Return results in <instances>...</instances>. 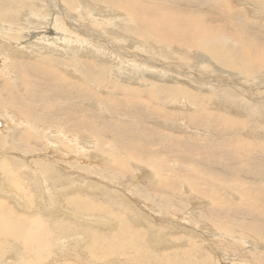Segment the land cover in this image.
I'll use <instances>...</instances> for the list:
<instances>
[{
	"label": "rangeland",
	"instance_id": "1",
	"mask_svg": "<svg viewBox=\"0 0 264 264\" xmlns=\"http://www.w3.org/2000/svg\"><path fill=\"white\" fill-rule=\"evenodd\" d=\"M34 1L32 0L29 3H22L21 0H0V19L1 17L4 19V21L0 20L1 23L5 22L7 24L18 25L20 26L16 27L18 32L20 29L21 31H26L25 33L28 35L31 32L37 31L38 33H41V31H44V28L48 26L45 24H49V29L54 28L53 30H60L59 28L61 27H59V25L61 24H56V20L58 19L57 21L63 23L62 17L59 14H57L58 16L55 15V17L50 15L52 9L51 6L45 2L46 0ZM236 1H75L77 4V10L74 16H77L80 20V15L81 19L83 18V22H85L84 25L91 26L96 29L103 28L102 25L104 22H100V24L94 25L95 18L93 17V15H91L92 12L89 8L92 7L95 10L100 9V11H106V13L110 16H115V18H113L114 20H112V18L110 19L112 27L109 30L111 34L118 36L121 39L120 43H118L120 47L123 48L125 46H128L132 39L142 45H150L152 44V42L158 44L159 42L164 45L160 49L159 55H145L149 56L150 58H159L165 60L164 56H162L161 54H169L174 59L173 63H175L177 66H180L183 73L186 72L183 67L185 68L187 64L190 65L194 63V59L197 56L195 52L200 50L199 46H202L203 42L205 41L204 38L206 34L216 33V35H222L227 39H229L230 37V44L228 43V45L225 47L228 51L224 49L227 53L229 52L230 59L232 56L236 57V54L238 53H244V51L246 52L248 57L246 58V62H244L243 60L237 61L235 57L232 58V69L228 66V64L225 65L223 64V62L220 63L222 64L219 68L220 72L228 71L237 73L239 76L231 77L230 75H227L225 73H222V75L212 73V75L209 74L208 76H206L218 78L221 77V79L227 80L228 84L224 85L226 88L223 87V85L214 87V89L210 91L211 93H209L211 94L210 101H208V99H204L203 103L200 102L195 105L194 109L192 108L190 114L191 119L189 118L191 124L188 123L191 126L190 128L181 127L179 125L181 123L180 119L184 118L182 115H180V113L178 114L177 111L179 110L175 106H173L172 101L170 100L171 98L167 97L168 94H166L165 97L158 94L159 98H154V96L150 95L148 91L149 85L145 83H142L143 85L136 83L135 95L137 96L136 91L142 93V97L140 98L141 103H137L134 106L135 109H133L131 112H127L125 104L126 101L124 100L132 96L134 97V90L132 89L130 91H126L125 79H123L122 77V80L124 82L121 80H117V78L112 73V68H108V64L96 60L98 62L94 63L97 65V68L94 69V71L89 70L88 73V71H86L84 67L82 69H79L80 71L82 70L81 75L83 77L80 76L77 71L74 72V74H78V77L73 76L72 73H68L71 70L68 69L67 71L66 67L69 64L73 65L74 63L69 62L68 58L60 57L57 50H50L48 52H45L39 46L37 48L33 46L34 50H32L30 53L28 52L27 54H15L13 52H10L8 46L9 40L7 41L5 39L9 35L8 31L5 28H1L0 26V40L2 39L0 41V108L3 112L2 116L0 115V123L8 122L12 129V131L8 133V136L5 139V135H3L2 133L0 134L1 160H8L12 168L15 170L16 178L19 181H22L24 183L26 182V189H29L30 193L35 195V198L37 199L36 210L38 211L36 213H38L37 215L42 216L44 218V221L46 220V226H48L49 228L47 229L52 234L54 233L55 224L61 220L68 223L70 230L72 229L70 233L65 235V244L62 241L60 242L59 236H56L57 238H54L52 242H47L46 236H48V234L46 235L45 233L48 230L44 229V231L41 232V234L43 233L41 236L45 238V240H43L44 244H48L47 246L50 247V254H48L47 252L38 253L36 252L35 248L40 246L39 244L36 247L34 244L20 243L17 238H14V240H12L14 244L9 240V243L7 242L8 244L0 243V254L4 256L3 260L11 258L14 262L12 261L10 262V264H19L21 261H18V259H21L20 256H22L28 258L29 264H32L31 262H34L35 264H47L48 260L51 261L48 262V264H86V261L87 264H137L139 256L141 264H143L142 261H144L146 264H194L196 262L198 264H208L210 259L212 261H210L209 264H264V146H262L264 145V103H262V101H258V97L264 95L257 94L259 96H255L256 91L252 87L251 82V86L249 88L250 90L246 92L247 98L243 99L235 94L234 88L237 87L233 85L235 84V81H232L231 79L233 78V80L235 79L236 81L241 80V82L238 83L246 85L244 83L246 73L243 71L247 70L244 66V64H246L247 62L249 63V65L252 64V68L254 67L256 71H260L257 75V81L262 77V79H264V66H262V63H264V61L262 60L264 58V10H260V12L257 9L264 5V0ZM185 2L187 3V5ZM230 2L232 3L231 9L228 8L227 5ZM67 3L70 4V2ZM91 3H94V5ZM106 5L108 8H106ZM109 6L112 8H110ZM224 6H226L227 8H224ZM233 6H235L236 8ZM149 7H156L157 9L151 11L150 14H148L146 10ZM161 7H164L165 15H162V12L157 11L158 8L161 9ZM36 8L38 10H36ZM204 9L206 10V12H204ZM253 9H257V11L255 12L253 11ZM248 10L251 11L249 12ZM142 11L147 13V15L144 16H148L151 21L156 24L153 25L152 23V26L161 28V33H159L162 34L163 41L155 40V34L152 31L148 33L146 32V30H143L144 28H142V25H140L138 23V20L135 19L138 18ZM84 12L86 13V16ZM46 15L51 19V22L44 24L42 21V17ZM217 17L219 18L218 20ZM53 18H55L56 20ZM87 18L89 21H87ZM27 20H29L30 22L28 23V26L22 27L21 25L24 24L23 22ZM54 24L56 25V29ZM195 24L198 26H196ZM216 24L219 25H217V28ZM222 24L223 27L220 26ZM226 24H228L229 26ZM210 26L213 28H211ZM222 28L223 30L219 31ZM209 30L212 32H210ZM15 35L20 36L19 34ZM166 42L167 44H165ZM232 43L233 45H231ZM180 45L182 46V48H180ZM235 45H237L240 49L235 48ZM77 55L81 56L80 54H76V56ZM84 57L86 58L87 56L84 55ZM48 60H50L51 62ZM86 63L88 64L87 61ZM20 64H22L24 67ZM56 65H58L59 67ZM37 67L39 69L44 68V70H39ZM104 71L108 72L104 73ZM22 72L25 73L23 74ZM57 73H59V75L62 77V82H58V80L56 79ZM107 73H111L109 74L110 76H108ZM112 76H114L115 78ZM80 78H84V80H81ZM96 79L99 81H96ZM66 80H70V82H67ZM93 80L96 81L97 84L99 82L98 86H96L95 83H91L93 82ZM147 80L150 81V79ZM42 81H44L45 83ZM113 81L117 85L116 90H110V93H108V91H106V93L101 90L102 87L106 86L105 84L107 82L108 85H112L111 82ZM120 82L123 84H121ZM150 82L158 83V86L161 87L159 91L167 87V85H162L161 81H152L151 79ZM201 82L206 81L201 80ZM129 83L131 82L129 81ZM194 85L198 84H193L192 86V91L194 92L193 95H201L199 92H197L200 88L195 87ZM145 86H148V88ZM221 89H226V94L233 97L234 99H236V101L239 102V104H236L238 115H233L228 112V107L223 106L225 109L224 110L218 107V104H216L217 97H220L223 93ZM218 90L220 93L218 92ZM251 90L254 93L250 92ZM72 91L75 94H72ZM143 91H145V93ZM35 92L37 93V95L35 94ZM76 95L79 96L77 97ZM29 96L32 98H30ZM74 96L76 97L74 98ZM49 100L52 101L50 102ZM241 100H244L246 102V106H243L244 103H242ZM127 104L129 106H132L135 104V102L129 100L127 101ZM99 105H105L104 107L106 111L102 110ZM170 105L172 106L170 107ZM212 109L215 111H213ZM256 109L262 111L263 114L260 115L257 112L255 117H251V112H249L247 117L243 116L245 115V113H247V110ZM142 111L144 114L142 113ZM239 111H242L241 114H239ZM7 114H9L10 116L7 117ZM28 115L30 116V118H27ZM12 116H17V118L20 119L21 122H14L13 119H11ZM230 116L232 117L230 118ZM239 116L241 119H244L243 121H247H245L246 123H243L241 126H235V124L233 123L234 121H231V119L233 120V118H239ZM67 117L69 119H67ZM5 119L7 121H5ZM155 120H158L159 122H155ZM75 121L78 122L76 123ZM164 121L167 123H170L172 121L174 123V126H170L169 124L167 125L166 123H163ZM82 122L84 123L82 125L83 129L77 130L76 125ZM175 123H177L178 125L176 126ZM247 124L249 126H247ZM234 127H236V129H234ZM136 128H138L137 131ZM173 128L177 131L173 130ZM192 129H194L195 132ZM75 130L77 131V133ZM62 132L66 135H64L65 138ZM125 132H128V134ZM129 132L131 137L129 136ZM134 132H139L138 134L140 135L137 134V136L133 138L132 135L134 134ZM201 132L204 134H201ZM32 135H35L36 137H31ZM81 135L82 138L85 139L84 141L87 145V147L85 148L80 145L81 142H79L78 140L74 141L76 140L75 138L80 137ZM257 137L260 138L258 139ZM71 139L73 141H71ZM258 144L261 145V147ZM41 145L43 148L41 147ZM53 150L55 152H58L60 157H63L61 159L56 158V154H52ZM257 151L263 153H260L259 155ZM123 152H130L131 161H128L126 159V156L128 155H125ZM32 154L35 155L32 156ZM131 155H135L136 157L132 158ZM43 156H47L52 159L53 157H55L59 165L52 167L54 169L52 172V176H55V181L52 176H49L52 177V179H50L49 177H46V179L42 178V174L44 173L42 169ZM213 157H215L216 159ZM89 158H92V162L94 161L93 163H96L94 165L95 169L93 168V166H91L92 162L89 161ZM81 159L84 161H82ZM121 159L125 160L122 162H126L125 164L127 165V167L126 170L124 168V170L118 169L119 171H117V161H120ZM20 162L22 165H24V167H22ZM64 163L66 165H64ZM1 164L2 161H0V165ZM61 164H63L64 166H62ZM1 167L2 166H0V171ZM24 168L26 170H24ZM144 169L147 172H145V174L144 172H142L144 171ZM186 171H188V173ZM38 172L43 173H41L40 175ZM0 174V183H4L2 179L4 178L2 176L3 174L1 172ZM141 175L144 178H140L141 182L138 185H135L134 183L136 182L137 176L140 177ZM74 176H76L77 178ZM84 176H87L90 179L88 178V180H86ZM70 179H73L70 182H76L75 184L78 185L79 183V185L74 189L71 185L67 190L64 185L65 182ZM42 180L47 181L43 182ZM84 180H86L87 184H83V182H85ZM229 183L230 185H228ZM231 183H235L236 186L235 184L233 185ZM105 184H108L111 188L113 187V189H108ZM240 188L241 190H239V193L238 189ZM109 190L115 191V197H113L112 195L108 196ZM235 191H237V194ZM74 195L76 198L79 197V204L83 202V204H80V207L82 206L81 209L83 210L84 208V211H82L81 214H84L86 218L88 215L108 218L112 220L110 223L111 227H102L99 225H95L94 227V223L96 221H90V216L87 218L88 220L83 218L84 220L81 221L79 219H74L71 215H68L67 213L74 214L73 211H75L76 214L78 212L76 211L78 207L68 204L70 203V197L73 198ZM109 197H111V199ZM1 198L2 195H0V199ZM43 198L47 199L46 201L49 202L50 206L53 202L50 199H55L56 202H58L57 205H59L62 210L60 208H57L56 210H54V213L52 212L53 209L45 208ZM84 200H87L88 203H85ZM8 203L9 206L14 207L16 211L15 217L18 216L19 218L24 220L22 216L23 214L30 216L36 214L35 212L32 213L27 210L26 206L23 203H20L22 207L21 205H18V207H16L15 204L12 205L11 202ZM101 204L104 205V208ZM87 205H89L88 209L86 207ZM139 208H143V210L145 209L146 211H149L152 217L154 216L155 218H152L146 212H143V210H139ZM98 211L102 214H97ZM120 211H126L127 214L125 215L121 213V217H117L114 215L120 213ZM129 211L131 212L129 213ZM105 213H110V215H105ZM0 214L6 216L5 213L3 214V210H0ZM183 219L186 222H182ZM77 221L79 223H76ZM118 227L121 228V230L124 232H122L121 235H118L119 237H112V233L114 231L119 232ZM87 228L90 230H87ZM91 229L94 231L97 230V236L96 234L91 236V233L94 232ZM130 229L134 232H132ZM36 230L40 231L39 228L34 227V231ZM136 231H139V233L141 234H136ZM106 236H108V238ZM155 236H158L161 239L165 238L164 240L166 241L156 242ZM79 237L86 238V240L83 242L75 241ZM88 238L91 240H88ZM113 238H115L117 242L119 241L120 243L125 245L126 249L119 250L118 248L119 253L117 255L111 254L109 258H102V256L106 255L108 248H110L109 246L117 243H113ZM123 238L126 239L123 240ZM4 244L6 246H10V248L8 247L7 250ZM60 244L64 246H61ZM85 244L89 247H85ZM29 245L31 246V248H29ZM133 245L134 247H132ZM22 247H24L25 249H22ZM63 247L67 249H63ZM117 247H120V245H117ZM185 247L188 252H186ZM3 248L4 250H2ZM5 250L7 254L6 252H3ZM192 250H194V252H191ZM17 251L21 252V255ZM124 251L127 252L128 255L123 258V254H120ZM52 254H54L55 256ZM90 254L92 256L94 254L95 258ZM155 255L158 257H156ZM179 255H181V257ZM175 257L177 260L175 259ZM195 257L198 258L196 259ZM93 260L95 262H93ZM192 260H194V263ZM37 261L38 263H36Z\"/></svg>",
	"mask_w": 264,
	"mask_h": 264
},
{
	"label": "bare ground",
	"instance_id": "2",
	"mask_svg": "<svg viewBox=\"0 0 264 264\" xmlns=\"http://www.w3.org/2000/svg\"><path fill=\"white\" fill-rule=\"evenodd\" d=\"M30 1H32V0H21V2L22 3H26V2H30ZM34 1V0H33ZM76 1V0H75ZM74 0H46L45 2L47 3V4H49L50 6H51V12L53 13H51L50 12V15L51 16H53V17H55V15H57V14H59L61 17H62V19H63V23H60V21H57L55 18H53V19H55L56 20V24H61V25H59V27H61V28H59L60 30H58V29H56V25H55V29L56 30H53V29H49L50 27H49V24H45V23H48V22H51V19L50 18H48L47 17V15L46 16H44V17H42L43 18V23L45 24V25H48L47 27H45L44 28V31H41V33H38V31L37 32H31L29 35L28 34H26L25 32L26 31H21L20 29H19V32H18V30H17V28L16 27H20V26H18V25H12V24H7V23H5V22H3V23H1V21H4V19L1 17V21H0V26H1V28H5L7 31H8V36H7V38H5L7 41L9 40V42H8V46H9V51L10 52H13V53H15V54H19V53H22V54H27L28 52L30 53L32 50H34L33 49V46H35L36 48L39 46L43 51H45V52H48V51H50V50H57L58 51V55L60 56V57H65V58H68V61L69 62H72V63H74L73 65H71V64H69L67 67H66V70L68 71V69L69 70H71V71H69L68 73L69 74H71L72 73V75L73 76H77L78 77V74H80V76H82L81 75V72H82V70L80 71L79 69H82V68H84L85 67V70L86 71H88V73H89V70H91V71H94V69H96L97 67V65L94 63V62H98V61H102V62H105L106 64H108V68H112V70H113V74H114V76L117 78V80H121V81H123L122 80V77H123V79H125V82H126V86H125V89H126V91H130V90H134V97L132 96V97H129V98H127V99H125L124 101H126V110H127V112H131L133 109H135V105L137 104V103H141V97H142V93L141 92H139V91H136L137 92V96L135 95V89H136V87H135V84L137 83V84H142V83H145V84H147V85H149V89H148V91H149V93H150V95H152V96H154V98H159V95H161V96H166V94H168L167 95V97H169V98H171L170 100L172 101V104H173V106H175L179 111H177L178 112V114L180 113V115H182L183 116V118L184 119H180L181 121V123L179 124L181 127H191L188 123H190V120H189V118L191 119V117H190V114H191V111H192V108L194 109L195 108V105H197L198 103H200V102H204V99H208V101H210V97H211V94H209V93H211L210 91L212 90V89H214V87H216V86H222L223 85V87H225L224 85H226V84H228V81L227 80H224V79H221V77L220 78H218V77H206V76H208L209 74H211L212 75V73L213 74H219V75H222V73H225V74H227V75H230L231 77H233V76H239L237 73H232V72H228V71H224V72H220V70H219V68H220V65H222V64H220L221 62H223V64H228V66L232 69V66H233V60H232V58H234L235 56H232L231 57V59H230V57H229V52L227 53L226 51H228L227 50V48H225L227 45H228V43L231 41V39H230V37H229V39H227V38H224V36H222V35H216V33H211V34H206L205 35V41L203 42V44H202V46H199V48H200V50H198V51H196L195 53H196V58L194 59V63L193 64H190V65H186V67L184 68L183 67V69L184 70H186V72H184L183 73V71H182V69L180 68V66H177L175 63H173L174 62V59H173V57H171V55H169V54H161L162 56H164V58H165V60L164 59H159V58H150L149 56H147V55H145V54H155V55H159V51H160V49L162 48V46H164V45H162L161 43H159L158 42V44H155V43H153L152 42V44H150V45H147V44H139V42H137V41H135L134 39H132L131 41H130V43L128 44V46H125V47H120V45H118V43H120V38L118 37V36H115V35H113V34H111L110 33V28L112 27V25H111V22H110V19L112 18V20H114L113 18H115V16L114 15H112V16H110L109 14H107L106 13V11H100V9L99 10H95L94 8H92V7H90L89 9H90V11L92 12L91 13V15H93V17L95 18V23H94V25L95 24H100V22H104L103 23V25H102V27L103 28H101V29H96V28H93V27H91V26H86V25H84L85 24V22H83V18L81 19V16L79 15V18H80V20L78 19V17L77 16H74L75 15V13H76V10H77V4H76V2H75ZM110 1V0H109ZM233 1V0H232ZM236 1V0H235ZM239 1V0H238ZM35 2V1H34ZM67 2H70V4H68ZM88 2V1H87ZM208 2H209V0H208ZM207 2V3H208ZM254 2V1H253ZM39 3V2H38ZM99 3V2H98ZM186 3V2H185ZM213 3V2H212ZM236 3H237V1H236ZM242 3H244V2H242ZM246 3V2H245ZM11 4V3H10ZM31 4V3H30ZM45 4V3H44ZM84 4V3H83ZM91 4H93L94 5V3H91ZM105 4V3H104ZM240 4V3H239ZM34 5V4H33ZM114 5H115V3H114ZM117 5H119V4H117ZM186 5H187V3H186ZM228 5V8H232V3L230 2L229 4H227ZM234 5V4H233ZM253 5V4H252ZM1 6V5H0ZM83 6V5H82ZM96 6V5H95ZM104 6V5H103ZM206 6V5H205ZM236 6V5H235ZM235 6H233V7H235ZM250 6V5H249ZM12 7V6H11ZM97 7V6H96ZM98 7H99V4H98ZM110 7V6H109ZM226 6H224V8H225ZM13 8V7H12ZM15 8V7H14ZM28 8H30V7H28ZM82 8V7H81ZM86 8V7H85ZM106 8H108L107 7V5H106ZM110 8H112V7H110ZM227 8V7H226ZM236 8V7H235ZM104 9V8H103ZM115 9V8H114ZM118 9H119V7H118ZM155 9H157L156 7H149L147 10H146V12H148V14H150V12L151 11H153V10H155ZM234 9V8H233ZM259 11L261 10H264V5L262 6V7H259V8H257ZM257 9H253V11H257ZM36 10H38L37 8H36ZM84 10V9H83ZM102 10V9H101ZM105 10V9H104ZM109 10V9H108ZM121 10V9H120ZM205 10V9H204ZM226 10V9H225ZM236 10V9H235ZM82 11V10H81ZM124 11V10H123ZM157 11H160V12H162V15H165V13H164V7H161V9H159L158 8V10ZM202 11V10H201ZM222 11V10H221ZM234 11V10H233ZM249 11V10H248ZM251 11V10H250ZM249 11V12H250ZM260 11V12H261ZM78 12V11H77ZM146 12H144V11H142L141 13H140V15L138 16V18H135V19H137L138 20V23L140 24V25H142V28H144L143 30H146V32H150V31H152L154 34H155V40H161V41H163V36H162V34H160L161 32V28L160 27H154V26H152L151 24L153 23L152 21H151V19L148 17V16H144V15H147V13ZM204 12H206V10L204 11ZM213 12V11H212ZM230 12V11H229ZM232 12V11H231ZM13 13V12H12ZM18 13V12H17ZM21 13V12H20ZM85 13V12H84ZM202 13V12H201ZM31 14V13H30ZM49 14V13H48ZM128 14V13H127ZM207 14V13H206ZM221 14V13H220ZM253 14V13H252ZM25 15V14H24ZM32 15H34V14H32ZM83 15V14H82ZM121 15V14H120ZM189 15V14H188ZM199 15V14H198ZM219 15V14H218ZM248 15V14H247ZM258 15V14H257ZM12 16V15H11ZM10 16V17H11ZM18 16V15H17ZM58 16V15H57ZM85 16H86V13H85ZM89 16V15H88ZM230 16H232V15H230ZM7 17V16H6ZM9 17V16H8ZM23 17V16H22ZM117 17V16H116ZM125 17H127V16H125ZM131 17V16H130ZM214 17H216V16H214ZM52 18V17H51ZM133 18V17H132ZM258 18V17H257ZM23 19V18H22ZM86 19V18H85ZM160 19V18H159ZM219 18L217 17V20H218ZM231 19H233V18H231ZM236 19V18H235ZM253 19V18H252ZM93 20V19H92ZM162 20V19H161ZM216 20V19H215ZM216 20V21H217ZM228 20V19H227ZM226 20V21H227ZM23 21V20H22ZM54 21V20H53ZM52 21V22H53ZM87 21H89L88 20V18H87ZM230 21H232V20H230ZM254 21H256V20H254ZM7 22V21H6ZM93 22V21H92ZM219 22H221V21H219ZM225 22V21H224ZM234 22H235V20H234ZM233 22V23H234ZM20 23V22H19ZM24 24L23 25H21L22 27L23 26H28V23H30L29 22V20H27V21H24L23 22ZM216 23V22H215ZM226 23V22H225ZM3 24V25H2ZM138 24V25H139ZM155 23H153V25H154ZM228 24H229V22H228ZM228 24H226V25H228ZM151 25V26H150ZM156 25V24H155ZM196 25V24H195ZM208 25V24H207ZM211 25V24H210ZM213 25V24H212ZM217 25L218 24H216V28H217ZM63 26V27H62ZM196 26H198V25H196ZM219 26V25H218ZM221 27H223V24L222 25H220ZM229 26V25H228ZM211 27V26H210ZM42 28V27H41ZM195 28V27H194ZM211 28H213V27H211ZM210 28V29H211ZM140 29V28H139ZM202 29H203V27H202ZM219 29V28H218ZM58 30V31H57ZM135 30V29H134ZM213 30V29H212ZM221 30H223V28L222 29H220L219 31H221ZM29 31V30H28ZM28 31H27V33H28ZM172 31V30H171ZM207 31V30H206ZM210 31V30H209ZM242 31H244V30H242ZM160 32V33H159ZM166 32V31H165ZM208 32V31H207ZM210 32H212V31H210ZM216 32H217V30H216ZM223 33V32H222ZM222 33H220V34H222ZM15 34H19L20 36H17V35H15ZM140 34V33H139ZM197 34H198V30H197ZM218 34H219V32H218ZM224 34V33H223ZM196 35V34H195ZM247 35H249V34H247ZM246 35V36H247ZM22 36V37H21ZM141 36H144V35H141ZM151 37V36H150ZM242 37V36H241ZM109 38H110V40H109ZM148 38V37H147ZM165 38V37H164ZM24 39H26V40H24ZM139 39V38H138ZM233 39H234V37H233ZM237 39V38H236ZM2 40V39H1ZM0 40V41H1ZM202 40V39H201ZM253 40V39H252ZM4 41V40H3ZM127 41V40H126ZM193 41V40H192ZM233 41V40H232ZM5 42V41H4ZM129 42V41H128ZM145 42H146V40H145ZM202 42V41H201ZM256 42V41H255ZM7 43V42H6ZM165 44H167V42L165 43ZM195 44V43H194ZM230 44V43H229ZM172 45V44H171ZM199 45V44H198ZM231 45H233V43L231 44ZM262 45V44H261ZM181 46V45H180ZM179 47V46H178ZM229 47V46H228ZM1 48V47H0ZM180 48H182V46L180 47ZM189 48V47H188ZM235 48H237V49H240L237 45H235ZM187 49V48H186ZM193 49V48H192ZM191 49V50H192ZM226 51H225V50ZM42 50H41V52H42ZM173 50V49H172ZM70 51H72V52H70ZM242 51V50H241ZM1 52V51H0ZM70 52V53H69ZM68 53H69V55H68ZM161 53V52H160ZM244 53L246 54V52L244 51ZM243 52L242 53H238V54H236V59H237V61H241V60H243L244 62H246V58H248L247 57V54L245 55ZM21 54V55H22ZM41 54V53H40ZM46 54V53H45ZM76 54H80L81 56H79V55H77L76 56ZM84 55L85 56H87L86 58L84 57ZM174 55V54H173ZM47 56V55H46ZM231 56V55H230ZM249 56V55H248ZM48 57V56H47ZM50 57V56H49ZM59 57V58H60ZM17 58V57H16ZM23 58V57H22ZM24 58H25V56H24ZM81 58H82V60H81ZM229 58V59H228ZM24 60V59H23ZM42 60V59H41ZM67 60V59H66ZM84 60H86L87 62H88V64L86 63V61H84ZM96 60H98V61H96ZM217 60V61H216ZM263 61H264V58L262 59ZM48 61H50V60H48ZM54 61H56V60H54ZM169 61H171V62H169ZM219 61V62H218ZM51 62V61H50ZM177 62V61H176ZM25 63V62H24ZM78 63H79V66H78ZM34 64V63H33ZM20 65H22V64H20ZM25 65V64H24ZM44 65V64H43ZM63 65V64H62ZM67 65V64H66ZM65 65V66H66ZM75 65V66H74ZM252 64H250L249 65V63L247 62L246 64H244V66H245V68L247 69V70H242L243 72H245L246 73V75H245V78H244V83L246 84V85H243V84H239L238 82H241V80L240 81H236L235 79L233 80V78H231L232 79V81H235V84H233V85H235L237 88H234V91H235V94L236 95H238V96H240L241 98H243V99H246L247 98V96H246V92L248 91V90H250L249 88H250V86H251V82H252V87L255 89V91H256V95L255 96H259V95H257V94H260V95H264V79H258V81H257V75H258V72H260V71H256V69L253 67L252 68V66H251ZM23 66V65H22ZM21 66V67H22ZM26 66V65H25ZM56 66H58V65H56ZM189 68H188V67ZM227 66V67H228ZM251 66V67H250ZM262 66H264V63H262ZM24 67V66H23ZM30 67V66H29ZM52 67H54V66H52ZM59 67V66H58ZM64 67V66H63ZM238 67V66H237ZM16 68V67H15ZM28 68V67H27ZM38 68V67H37ZM46 68H47V66H46ZM264 68V67H263ZM7 69V68H6ZM21 69V68H20ZM39 69V68H38ZM40 69H42V68H40ZM39 69V70H40ZM55 69V68H54ZM53 69V70H54ZM59 69V68H58ZM57 69V70H58ZM63 69V68H62ZM78 69V70H77ZM99 69V68H98ZM35 70V69H34ZM42 70H44V68L42 69ZM75 70V71H74ZM100 70V69H99ZM222 70V69H221ZM23 71V70H22ZM25 71H26V69H25ZM78 72V74H74V72ZM84 71V70H83ZM10 72V71H9ZM20 72V71H19ZM31 72V71H30ZM59 72V71H58ZM61 72V71H60ZM96 72V71H95ZM105 72H108V71H104V73ZM23 73V72H22ZM25 73V72H24ZM23 73V74H24ZM42 73V72H41ZM63 73V72H62ZM86 73V72H85ZM103 73V74H104ZM23 74H22V76H23ZM30 74V73H29ZM65 74V73H64ZM99 74V73H98ZM101 74V73H100ZM108 74V73H107ZM109 74H111V73H109ZM108 74V76H110ZM31 75V74H30ZM52 75V74H51ZM62 75V74H61ZM97 75V74H96ZM20 76V75H19ZM26 76H28V75H26ZM35 76V75H34ZM38 76V75H37ZM55 76V75H54ZM79 76V77H80ZM102 76H104V75H102ZM114 76H112V77H114ZM264 76V75H263ZM10 77V76H9ZM21 77V76H20ZM30 77V76H29ZM36 77V76H35ZM71 77V76H70ZM69 77V78H70ZM77 77H76V79H77ZM83 77V76H82ZM114 77V78H115ZM127 77V78H126ZM256 77V78H255ZM26 78V77H25ZM48 78H50V77H48ZM106 78V77H105ZM144 78H147V79H150V81H151V79H152V81L153 80H156V81H161V83H162V85H167V87L166 88H163L161 91H159L160 90V88L161 87H159L158 86V83H155V82H150L149 80H147V79H144ZM234 78H236V77H234ZM27 79V78H26ZM37 79V78H36ZM56 79L58 80V82H62L63 80H62V77L59 75V73H57L56 74ZM66 79V78H65ZM81 79V78H80ZM107 79V78H106ZM106 79H105V81H106ZM32 80V79H31ZM51 80V79H50ZM72 80V79H71ZM81 80H84V78H82ZM110 80V79H109ZM115 80V79H114ZM201 80L202 81H206V82H201ZM28 81V80H27ZM45 81V80H44ZM44 81H42V82H44ZM47 81V80H46ZM53 81V80H52ZM67 82H70V80H66ZM78 81V80H77ZM96 81H99V80H97L96 79ZM96 81H94L93 80V82H91V83H95V85L96 86H98V84H99V82H98V84L96 83ZM118 81V82H119ZM129 81L131 82V83H129ZM229 81H230V79H229ZM37 82V81H36ZM39 82V81H38ZM79 82H80V80H79ZM110 82V81H109ZM124 82V81H123ZM201 82V83H200ZM45 83V82H44ZM76 83V82H75ZM74 83V84H75ZM121 83V82H120ZM36 84V83H35ZM40 84V83H39ZM42 84V83H41ZM50 84V83H49ZM111 84L112 85H108V82L104 85L105 87H102L101 88V90L103 91V92H106V91H108V93H110L109 91L110 90H116V88H117V85L114 83V81L113 82H111ZM121 84H123V83H121ZM193 84H198V85H194L195 87H198V88H200V89H198L199 91H197V92H199L201 95H199V94H194L193 95V91H192V86H193ZM23 85V84H22ZM48 85V84H47ZM67 85V84H66ZM102 85V84H101ZM143 85V84H142ZM170 85H173V86H170ZM42 86V85H41ZM64 86H65V84H64ZM81 86V85H80ZM89 86V85H88ZM95 86V87H96ZM100 86V85H99ZM138 86V85H137ZM229 86V85H228ZM23 87V86H22ZM39 87H40V85H39ZM91 87V86H90ZM119 87V86H118ZM120 87H121V85H120ZM139 87V86H138ZM145 87H147L148 88V86H145ZM144 87V88H145ZM38 88V87H37ZM37 88H36V90H37ZM43 88V87H42ZM49 88V87H48ZM56 88V87H55ZM87 88V87H86ZM226 88V87H225ZM19 89V88H18ZM26 89V88H25ZM54 89V88H53ZM94 89V88H93ZM139 89V88H138ZM165 89V90H164ZM24 90V89H23ZM49 90V89H48ZM58 90V89H57ZM92 90V89H91ZM100 90V89H99ZM120 90V89H119ZM33 91V90H32ZM35 91V90H34ZM52 91V90H51ZM77 91V90H76ZM121 91V90H120ZM146 91V90H145ZM145 91H143L144 93H145ZM221 91L223 92L222 94H221V96L220 97H217V101H216V104H218V107H220V108H222V109H224V107L223 106H226V107H228V112H230L231 114H233V115H238V112H237V105L236 104H239V102L238 101H236V99H234L233 97H231V96H228L226 93H227V91H226V89H221ZM31 92V91H30ZM39 92H41V91H39ZM49 92V91H48ZM62 92V91H61ZM216 92V91H215ZM218 92H219V90H218ZM217 92V93H218ZM250 92H252V90L250 91ZM82 93H83V91H82ZM89 93V92H88ZM107 93V92H106ZM147 93V92H146ZM204 93V94H203ZM206 93V94H205ZM220 93V92H219ZM252 93H254V92H252ZM24 94V93H23ZM34 94V93H33ZM35 94L37 95V93L35 92ZM51 94V93H50ZM54 94V93H53ZM57 94V93H56ZM55 94V95H56ZM70 94V93H69ZM72 94H75V93H73V91H72ZM113 94V93H112ZM120 94V93H119ZM159 94V95H158ZM209 94V95H208ZM240 94H242V95H240ZM52 95V94H51ZM50 95V96H51ZM59 95V94H58ZM61 95H63V94H61ZM96 95V94H95ZM103 95V94H102ZM117 95V94H116ZM169 95H172V96H169ZM66 96V95H65ZM77 97L79 96V95H76ZM76 96H74V98L76 97ZM107 96V95H106ZM123 96V95H122ZM140 96V97H139ZM30 97V96H29ZM46 97V96H45ZM53 97V96H52ZM55 97V96H54ZM112 97V96H111ZM110 97V98H111ZM115 97V96H114ZM126 97H127V95H126ZM146 97V96H145ZM145 97H143V98H145ZM249 97V96H248ZM30 98H32V97H30ZM34 98V97H33ZM47 98V97H46ZM49 98V97H48ZM65 98V97H64ZM73 98V99H74ZM83 98V97H82ZM215 98H216V96H215ZM259 98V100L258 101H262V103H264V96H260V97H258ZM35 99V98H34ZM36 99H37V97H36ZM40 99V98H39ZM51 99V98H50ZM80 99V98H79ZM89 99V98H88ZM68 100H70V99H68ZM129 100H131V101H133V102H135V104L134 105H128L127 104V101H129ZM256 100V101H257ZM27 101H29V100H27ZM35 101V100H34ZM33 101V102H34ZM39 101V100H38ZM50 101V100H49ZM52 101V100H51ZM50 101V102H51ZM65 101V100H64ZM75 101H77V100H75ZM79 101V100H78ZM225 101V102H224ZM32 102V101H31ZM40 102H41V100H40ZM241 102L242 103H244L243 104V106H246V102L244 101V100H241ZM49 103V102H48ZM225 103H227V104H225ZM215 104V105H216ZM105 106V105H104ZM104 106H101V105H99V107L102 109V110H104V111H106V109H105V107ZM172 105H170V107H171ZM264 107V106H263ZM84 108V107H83ZM161 108H162V106H161ZM74 109V108H73ZM245 109H248V108H245ZM244 109V110H245ZM108 110V109H107ZM213 110V109H212ZM211 110V111H212ZM225 110V109H224ZM162 111V110H161ZM213 111H215V110H213ZM226 111V112H227ZM28 112V111H27ZM171 112V111H170ZM175 112V111H174ZM217 112V111H216ZM222 112V111H221ZM241 112L242 111H239V114H241ZM247 113H245V115H243V116H248V114H249V112H251V117H255L256 116V114H257V112H258V114H260V115H262L263 114V112L262 111H260L259 109H256V110H247L246 111ZM2 110H1V108H0V115L2 116ZM141 113V112H140ZM139 113V114H140ZM142 113H143V111H142ZM167 113V112H166ZM172 113V112H171ZM211 113V112H210ZM69 114V113H68ZM90 114V113H89ZM132 114V113H131ZM138 114V115H139ZM144 114V113H143ZM142 114V115H143ZM173 114V113H172ZM221 114V113H220ZM224 114V113H223ZM247 114V115H246ZM175 115V114H174ZM225 115V114H224ZM229 115V114H228ZM1 116H0V118H1ZM8 116H10L9 114H7V117ZM145 116V115H144ZM146 116H148V115H146ZM217 116V115H216ZM221 116V115H220ZM264 116V115H263ZM31 117H32V115H31ZM139 117V116H138ZM151 117V116H150ZM232 116H230V118H231ZM233 117H235V116H233ZM27 118H30V116L28 115V117ZM63 118V117H62ZM144 118V117H143ZM142 118V119H143ZM220 118H222V117H220ZM226 118V117H225ZM4 119V118H3ZM7 119V118H6ZM5 119V121H7ZM11 119H13V121L14 122H16V123H19V122H21L20 121V119H18L17 118V116H12V118ZM67 119H69L68 117H67ZM146 119V118H145ZM144 119V120H145ZM144 120H143V122H144ZM150 120V119H149ZM195 120V119H194ZM244 119H241L240 118V116H239V118H233V120L231 119V121H234L233 123L235 124V126H241L243 123H246L245 121H247V120H245V121H243ZM146 121H148V120H146ZM145 121V122H146ZM158 121V120H157ZM156 120H155V122H157ZM166 121V120H165ZM163 122V123H166L167 125L169 124L170 126H174V123L171 121L170 123H167V122ZM226 121H227V119H226ZM65 122V121H64ZM74 122V121H73ZM72 122V123H73ZM76 122V121H75ZM78 122V121H77ZM76 122V123H77ZM140 122H141V120H140ZM159 122V121H158ZM187 122V123H186ZM193 122V121H192ZM139 123V122H138ZM228 123V122H227ZM226 123V124H227ZM249 123V122H248ZM30 124V123H29ZM65 124V123H64ZM84 123L82 122V123H78L77 125H76V128H77V130L78 129H83V125ZM176 124V126L178 125L177 123H175ZM191 124V123H190ZM213 124V123H212ZM224 124V123H223ZM225 124V125H226ZM229 124V123H228ZM227 124V125H228ZM258 124V123H257ZM210 125V124H209ZM161 126V125H160ZM200 126V125H199ZM247 126H249L248 124H247ZM259 126H260V124H259ZM122 127V126H121ZM179 128V127H178ZM228 128V127H227ZM137 129L138 128H136V131H137ZM234 129H236V127H234ZM246 129V128H245ZM259 129V128H258ZM7 130H8V132H7ZM30 130H31V128H30ZM128 130V129H127ZM173 130H175L174 128H173ZM186 130V129H185ZM193 131H194V129H192ZM12 131V129H11V127H10V125H9V123L8 122H1L0 123V134L2 133L3 135H5L4 136V139L8 136V133H10ZM76 131V130H75ZM119 131V130H118ZM132 131V130H131ZM175 131H177V130H175ZM187 131V130H186ZM202 131V130H201ZM252 131V130H251ZM259 131V130H258ZM264 131V130H263ZM25 132V131H24ZM30 132V131H29ZM34 132V131H33ZM183 132V131H182ZM195 132V131H194ZM253 132V131H252ZM36 133V132H35ZM63 133V132H62ZM72 133V132H71ZM76 133H77V131H76ZM125 133H127L128 134V132H125ZM139 132H134V134L132 135L133 136V138H135V136H137V134H138ZM247 133V132H246ZM260 133V132H259ZM262 133V132H261ZM33 134V133H32ZM67 134V133H66ZM73 134H74V132H73ZM201 134H204V133H202L201 132ZM65 134L63 133V136H64ZM68 135H70V134H68ZM67 135V136H68ZM112 135V134H111ZM138 135H140V134H138ZM256 135V134H255ZM254 135V136H255ZM33 136H35V135H32L31 137H33ZM66 136V135H65ZM65 136H64V138H65ZM76 136H78V135H76ZM129 136H130V132H129ZM203 136H205V135H203ZM246 136V135H245ZM244 136V137H245ZM248 136V135H247ZM252 136V135H251ZM254 136H253V138H254ZM261 136V135H260ZM29 137V136H28ZM36 137V136H35ZM34 137V138H35ZM116 137V136H115ZM123 137V136H122ZM131 137V136H130ZM244 137H242V138H244ZM33 138V139H34ZM126 138V137H125ZM140 138V137H139ZM258 138V137H257ZM260 138V137H259ZM258 138V139H259ZM30 139V138H29ZM76 140H74V141H79V142H81V144L80 145H82V147L83 148H85V147H87V145H86V143H85V139L84 138H82V135L80 136V137H77V138H75ZM91 139H92V137H91ZM246 139V138H245ZM250 139V138H249ZM256 139V138H255ZM254 139V140H255ZM24 140V139H23ZM32 140V139H31ZM213 140V139H212ZM34 141V140H33ZM71 141H73L72 139H71ZM253 141V140H252ZM256 141V140H255ZM29 142V141H28ZM31 142V141H30ZM42 142V141H41ZM128 142V141H127ZM260 142H261V140H260ZM96 143V142H95ZM209 143V142H208ZM30 144V143H29ZM97 144V143H96ZM127 144H129V143H127ZM126 144V145H127ZM133 144H134V142H133ZM255 144V143H254ZM33 145V144H32ZM39 145V144H38ZM59 145V144H58ZM65 145V144H64ZM86 145V146H85ZM94 145V144H93ZM120 145V144H119ZM137 145V144H136ZM249 145H251V144H249ZM259 145V144H258ZM36 146V145H35ZM40 146V145H39ZM116 146V145H115ZM125 146V145H124ZM138 146V145H137ZM260 147H261V145H259ZM258 146V147H259ZM262 146H264V145H262ZM34 147V146H33ZM32 147V148H33ZM41 147H42V145H41ZM89 147V146H88ZM95 147V146H94ZM136 147V146H135ZM139 147V146H138ZM43 148V147H42ZM46 148V147H45ZM44 148V149H45ZM126 148V147H125ZM250 148V147H249ZM51 149V148H50ZM138 149V148H137ZM260 149V148H259ZM262 149V148H261ZM36 150V149H35ZM38 150H39V148H38ZM133 150V149H132ZM134 150H135V148H134ZM252 150V149H251ZM256 150H258V149H256ZM30 151V150H29ZM33 151H34V149H33ZM41 151V150H40ZM39 151V152H40ZM139 151V150H138ZM137 151V152H138ZM262 151V150H261ZM28 152V151H27ZM43 152V151H42ZM45 152V151H44ZM48 152V151H47ZM134 152V151H133ZM251 152V151H250ZM258 152V151H257ZM29 153V152H28ZM112 153V152H111ZM124 153V152H123ZM225 153V152H224ZM259 153V155H260V153H263V152H258ZM40 154V153H39ZM52 154H56L55 155V157L56 158H58V159H61L62 157H60V155L58 154V152H55L54 150L52 151ZM125 155H128V156H126V159L128 160V161H131L130 160V152H127V153H124ZM135 154H136V152H135ZM139 154V153H138ZM236 154V153H235ZM8 155V154H7ZM26 155V154H25ZM33 155H35V154H32V156ZM207 155V154H206ZM219 155V154H218ZM234 155V154H233ZM239 155V154H238ZM253 155V154H252ZM17 156V155H16ZM31 156V155H30ZM53 156V155H52ZM51 156V157H52ZM91 156V155H90ZM93 156V155H92ZM132 156V158L133 157H136L135 155H131ZM211 156V155H210ZM223 156V155H222ZM221 156V157H222ZM228 156V155H227ZM230 156V155H229ZM55 157H53V159L52 158H49V157H47V156H43L42 157V165H43V167H42V169H43V172H38L40 175H41V173H43L42 174V178H44V179H46V177H49V176H52V172H53V168L52 167H54V166H56V165H58V163H57V161H56V159H55ZM215 157H217V156H215ZM215 157H213V158H215ZM254 157H255V155H254ZM19 158V157H18ZM25 158V157H24ZM23 158V159H24ZM93 158V157H92ZM92 158H89V161L90 162H92ZM223 158V157H222ZM228 158V157H227ZM117 159V158H116ZM216 159V158H215ZM219 159V158H218ZM10 160V159H9ZM34 160V159H33ZM36 160V159H35ZM40 160V159H39ZM82 160V159H81ZM119 160V159H118ZM231 160H232V157H231ZM0 161H2V164L0 165V166H2L1 167V173L3 174L2 176L4 177V178H2L3 179V181H4V183H0V195H2V198L0 199V210H3V214L5 213L6 214V216L4 217L3 215H1L0 214V237H1V239H0V243H7L8 242V240L11 242L12 240H14V238H17L18 240H19V242L20 243H29V244H34L36 247L38 246V244L40 245V246H38L37 248H35V250H36V252H40V253H42V252H47L48 254H50V247L49 246H47L48 244H44V242H43V240H45V238L43 237V236H41L42 234H41V232L42 231H44V229H47L48 228V226H46V223H45V221H44V218L42 217V216H39V215H37L38 213H36V212H38L37 210H36V198H35V195L34 194H31L30 193V191H29V189H26V187H25V183L24 182H22V181H19L17 178H16V173H15V170L12 168V166L10 165V163L8 162V160H1V157H0ZM82 161H84V160H82ZM111 161V160H110ZM109 161V162H110ZM122 161H125V160H120V161H117V166H116V170L117 171H119L118 169H120V170H124V168H125V170H126V167H127V165L125 164V163H123ZM24 162V161H23ZM62 162V161H61ZM65 162V161H64ZM94 162V161H93ZM92 162V163H93ZM97 162V161H96ZM113 162H114V160H113ZM38 163V162H37ZM41 163V162H40ZM91 163V166H93V168L95 167L94 165L96 164V163H93L92 164ZM111 163V162H110ZM20 164H21V162H20ZM112 164V163H111ZM22 165V164H21ZM53 165V166H52ZM62 166H64V165H66L65 163H64V165L63 164H61ZM68 165V164H67ZM59 166V165H58ZM86 166V165H85ZM110 166V165H109ZM111 166H113V165H111ZM213 166V165H212ZM22 167H24V165H22ZM25 167H26V165H25ZM60 168V167H59ZM19 169V168H18ZM95 169V168H94ZM24 170H26L25 168H24ZM28 170V169H27ZM41 170V169H40ZM116 170H115V173H116ZM140 170H143V169H140ZM19 171V170H18ZM17 171V172H18ZM20 172V171H19ZM56 172H58V171H56ZM108 172V171H107ZM112 172H114V171H112ZM126 172V171H125ZM142 172H144V174H145V172H146V170L144 169V171H142ZM187 173H188V171H186ZM28 173V172H27ZM69 173H70V171H69ZM119 173V172H118ZM122 173H124V172H122ZM147 173V172H146ZM186 173V174H187ZM21 174V173H20ZM35 174H37V173H35ZM54 174V173H53ZM1 175V174H0ZM22 175V174H21ZM56 175V174H55ZM70 175V174H69ZM71 175H73V174H71ZM188 175V174H187ZM238 175V174H237ZM237 175H235V176H237ZM23 176V175H22ZM95 176V175H94ZM24 177V176H23ZM53 177V179H54V181H55V176H52ZM52 177H49L50 179H52ZM70 177V176H69ZM74 177H76V176H74ZM106 177V176H105ZM228 177V176H227ZM26 178V177H25ZM41 178V179H42ZM68 178V177H67ZM77 178V177H76ZM84 178L86 179V180H88V178L89 177H85L84 176ZM93 178V177H92ZM140 178H144V177H142V175L139 177V176H137V178H136V182L134 183L135 185H138L141 181H140ZM223 178V177H222ZM27 179V178H26ZM39 179H40V177H39ZM90 179V178H89ZM94 179H96V178H94ZM110 179V178H109ZM21 180V179H20ZM29 180H30V178H29ZM73 179H70V180H68L67 182H65V187H66V189L68 190V188L72 185L73 186V189L76 187V186H78L79 185V183H78V185H76L74 182H70V181H72ZM86 180H84L85 182H83V184H87V182H86ZM98 180V179H97ZM224 180V179H223ZM222 180V181H223ZM228 180H229V178H228ZM231 180V179H230ZM34 181V180H33ZM33 181H31V182H33ZM43 181V180H42ZM47 180H45V181H43V182H46ZM75 181V180H74ZM77 181V180H76ZM225 181V180H224ZM51 182H53V181H51ZM120 182V181H119ZM231 182V181H230ZM223 183V182H222ZM227 183H228V181H227ZM235 183H237V182H235ZM234 183V184H235ZM121 184H123V183H121ZM120 184V185H121ZM231 184H233V183H231ZM233 184V185H234ZM30 185V184H29ZM33 185V184H32ZM81 185V184H80ZM102 185V184H101ZM228 185H230V183L228 184ZM7 186V187H6ZM88 186V185H87ZM103 186V185H102ZM105 186H107V188L108 189H113V187L111 188L108 184H105ZM235 186H236V184H235ZM28 187H30V186H28ZM233 187V186H232ZM246 187V186H245ZM33 188V187H32ZM208 188V187H207ZM48 189V188H47ZM50 189V188H49ZM57 189V188H56ZM93 189V188H92ZM162 189V188H161ZM235 189V188H234ZM237 189V188H236ZM28 190V191H27ZM99 190V189H98ZM164 190V189H163ZM239 190H241V188L240 189H238V192H239ZM57 191V190H56ZM75 191V190H74ZM74 191H72V192H74ZM34 192V191H33ZM137 192V191H136ZM236 192V194H237V191H235ZM242 192V191H241ZM115 191H112V190H109V192H108V196L109 195H112L113 197H115ZM240 193V192H239ZM73 194H76V193H73ZM248 194V193H247ZM53 195V194H52ZM239 195V194H238ZM256 195V194H255ZM34 196V197H33ZM56 196V195H55ZM240 196V195H239ZM244 196V195H243ZM245 197V196H244ZM88 198V197H87ZM110 199H111V197H109ZM125 198V197H124ZM116 199V198H115ZM114 199V200H115ZM241 199H243V198H241ZM245 199V198H244ZM47 199H44L43 198V203H45V208H47V209H53V211L52 212H54V210H56L57 208H60L61 209V207L59 206V205H57L58 204V202H56V200L55 199H50V200H52L51 202H52V205L50 206L49 205V202L48 201H46ZM117 200V199H116ZM69 201H70V203H68L69 205H71V206H74L75 205V207H78L77 209H76V211H78L77 212V214H76V212L75 211H73V213L74 214H71V213H67L68 215H71L74 219H79V220H81V221H83L84 219H87L90 215H88L87 216V218L85 217V215L84 214H81L82 213V211H84V208H83V210L81 209V207H80V204H83V202H81L80 204H79V197H75V195H74V197L72 198V197H70V199H69ZM245 201V200H244ZM8 202H11L12 203V205H14L15 204V206L16 207H18V205H21L22 203L26 206V209L27 210H29L30 212H32V213H36V214H33L32 216H30V215H22L23 216V218H24V220L23 219H21V218H19L18 216L17 217H15L16 216V211H15V209H14V207L12 206H9V203ZM84 202L85 203H88L87 202V200H84ZM21 203V204H20ZM48 203V204H47ZM66 204V203H65ZM135 204H136V201H135ZM102 205V204H101ZM106 205V204H105ZM63 206V205H62ZM103 206V208H104V205H102ZM131 206V205H130ZM130 206H127V207H130ZM20 207V206H19ZM21 207H22V205H21ZM52 207V208H51ZM70 207V206H69ZM87 207V209H88V207H89V205H87L86 206ZM113 207V206H112ZM152 208V207H151ZM71 209V208H70ZM100 209V208H99ZM120 209H123V208H120ZM126 209H128V208H126ZM41 210H42V208H41ZM62 210V209H61ZM64 210V209H63ZM72 210V209H71ZM124 210H125V206H124ZM130 210H131V208H130ZM139 210H143V208H139ZM89 211H90V209H89ZM100 211V210H99ZM97 212V214H102L101 212ZM112 211H113V209H112ZM131 211H129V213H130ZM143 212H146L149 216H151L152 217V215H151V213H149V211H146L145 209L143 210ZM19 213V212H18ZM55 213V212H54ZM65 213H66V211H65ZM86 213V212H85ZM121 213H123V214H127L126 213V211L125 212H121L120 211V213H118V214H114L115 216H117V217H121L120 215H121ZM128 213V214H129ZM103 214H104V212H103ZM156 214V213H155ZM45 215V214H44ZM77 215V216H76ZM82 215H84V216H82ZM92 215V214H91ZM105 215H110V213H105ZM46 216V215H45ZM48 216V215H47ZM53 216V215H52ZM129 216V215H128ZM190 216V215H189ZM57 217H59V216H57ZM62 217V216H61ZM105 217V216H104ZM154 217V216H153ZM152 217V218H153ZM163 217H164V215H163ZM84 218V219H83ZM90 221H93V220H95L96 222L94 223V227H95V225H99V226H102V227H104V226H109V227H111L110 226V223H111V221L112 220H110V219H108V218H103V217H95V216H90ZM155 218V217H154ZM167 218V217H166ZM88 220V219H87ZM71 221H72V219H71ZM74 221V220H73ZM124 221V220H123ZM163 221H165V220H163ZM171 221V220H170ZM185 220L183 219V221L182 222H184ZM50 222V221H49ZM53 222V221H52ZM117 222V221H116ZM128 222V221H127ZM172 222V221H171ZM181 222V223H182ZM186 222V221H185ZM24 223V224H23ZM76 223H79L78 221L76 222ZM83 223V222H82ZM129 223V222H128ZM180 223V224H181ZM125 224V223H124ZM124 224H122V225H124ZM187 224V223H186ZM25 225H28V226H25ZM29 225H31V226H29ZM80 225H81V223H80ZM86 225V224H85ZM112 225V224H111ZM119 225V224H118ZM126 225V224H125ZM130 225V224H129ZM52 226V225H51ZM137 226H139V225H137ZM21 227V228H20ZM34 227H36V228H39L40 229V231H38V230H36V231H34ZM55 228H54V236H53V234L48 230L45 234L47 235L48 234V236H46L47 237V239H46V241L47 242H52L53 241V239L54 238H57L56 236H59V240H60V242L62 241L63 243L65 242V235L66 234H68V233H70V231L72 230H70V227H69V224L68 223H66V222H64V221H58L56 224H55V226H54ZM84 227V226H83ZM86 227V226H85ZM89 227V226H88ZM93 227V228H94ZM115 227V226H114ZM123 227V226H122ZM119 228V227H118ZM132 228V227H131ZM84 229V228H83ZM82 229V230H83ZM99 229V228H98ZM139 229V228H138ZM81 230V231H82ZM87 230H90V229H88L87 228ZM92 230V229H91ZM102 230V229H101ZM131 230V229H130ZM152 230V229H151ZM191 230V229H190ZM210 230V229H209ZM209 230H207V231H209ZM92 231H94V230H92ZM97 231V230H96ZM96 231H94V232H92L91 233V236L92 235H94V234H96V236H97V233H96ZM127 231H128V229H127ZM132 231V230H131ZM149 231V230H148ZM121 232V233H120ZM122 232H124V231H122L121 230V228H119V232H116V231H114L113 233H112V237H119L118 235H121L122 234ZM132 232H134V231H132ZM79 233H80V231H79ZM136 234H138L139 233V231H136L135 232ZM144 233V232H143ZM185 233V232H184ZM100 234V233H99ZM127 234V233H126ZM125 234V235H126ZM132 234V233H131ZM134 234V233H133ZM135 234V235H136ZM141 233H139V235H140ZM187 234V233H186ZM205 234V233H204ZM214 234V233H213ZM73 235V234H72ZM75 235V234H74ZM82 235V234H81ZM101 235V234H100ZM105 235V234H104ZM41 236V237H40ZM80 236V235H79ZM83 236V235H82ZM86 236V235H85ZM103 236V235H102ZM133 236V235H132ZM107 238H108V236H106ZM91 238V237H90ZM97 238V237H96ZM99 238V237H98ZM115 238H113L112 239V241H113V243H116L117 242V240L115 239ZM138 238V237H137ZM187 238V237H186ZM189 238V237H188ZM117 239H119V238H117ZM124 239H126V238H123V240ZM165 239V238H164ZM164 239H161L160 237H158V236H155V241L156 242H160V241H166V240H164ZM184 239V238H183ZM182 239V240H183ZM86 240V238H77L75 241H79V242H83V241H85ZM88 240H91V239H89L88 238ZM95 240V239H94ZM96 240H98V239H96ZM128 240H129V238H128ZM145 240V239H144ZM191 240V239H190ZM189 240V241H190ZM67 241V240H66ZM74 241V240H73ZM72 241V242H73ZM135 241V240H134ZM186 241H188V240H186ZM223 241V240H222ZM70 242V241H69ZM94 242V241H93ZM138 242V241H137ZM142 242H143V240H142ZM155 242V243H156ZM192 242V241H191ZM9 243V242H8ZM7 243V244H8ZM12 243H13V241H12ZM11 243V244H12ZM75 243V242H74ZM163 243V242H162ZM188 243V242H187ZM4 244V245H5ZM10 244V245H11ZM14 244V243H13ZM37 244V245H36ZM65 244V243H64ZM134 244H135V242H134ZM189 244V243H188ZM194 244V243H193ZM22 245V244H21ZM27 245V244H26ZM51 245V244H50ZM59 245V244H58ZM61 245V244H60ZM78 245V244H77ZM117 245H120V247H117ZM132 245V244H131ZM136 245H137V243H136ZM135 245V246H136ZM1 246V245H0ZM6 246V245H5ZM14 246V245H13ZM17 246V245H16ZM23 246V245H22ZM30 246V245H29ZM34 246V247H35ZM61 246H64V245H61ZM66 246V245H65ZM123 246V247H122ZM8 247L10 248V246H6V248H7V250H8ZM28 247V246H27ZM52 247V246H51ZM57 247V246H56ZM85 247H89V246H86V244H85ZM110 248H108V250H107V252H106V255H104V256H102V258H109L110 257V255L112 254V255H117L118 253H119V250H121V249H126L125 248V245H123L122 243H120L119 241L116 243V244H113V245H110L109 246ZM132 247H134V245L132 246ZM14 248V247H13ZM20 248V247H19ZM29 248H31V246L29 247ZM118 248H119V250H118ZM144 248H146V247H144ZM198 248V247H197ZM15 249V248H14ZM13 249V250H14ZM22 249H25L24 247H22ZM52 249V248H51ZM57 249V248H56ZM56 249H54V250H56ZM63 249H67V248H64L63 247ZM136 249H137V247H136ZM184 249V248H183ZM2 250H4V248L2 249ZM10 250H12V249H10ZM185 250H186V252H188L187 251V249H186V247H185ZM198 251V250H197ZM196 251V252H197ZM2 252V251H1ZM3 252H6V250L5 251H3ZM9 252H11V251H9ZM20 255H21V252H19V251H17ZM51 252H52V250H51ZM59 252V251H58ZM149 252V251H148ZM191 252H194V250H192ZM139 253V252H138ZM180 253V252H179ZM190 253V252H189ZM198 253V252H197ZM202 253H203V251H202ZM6 254H7V252H6ZM12 254V253H11ZM123 254V255H122ZM152 254V253H151ZM178 254V253H177ZM192 254H194V253H192ZM199 254H201V253H199ZM52 255H54V254H52ZM63 255V254H62ZM66 255V254H65ZM88 255V254H87ZM86 255V256H87ZM91 255V254H90ZM120 255H122V257L124 258L125 256H127L128 254H127V252H123V253H121ZM153 255V254H152ZM188 255V254H187ZM211 255V254H210ZM209 255V256H210ZM19 256V255H18ZM55 256V255H54ZM67 256V255H66ZM85 256V255H84ZM92 256V255H91ZM90 256V257H91ZM95 255L93 254V256L92 257H94ZM156 256V255H155ZM180 257H181V255H179ZM213 256V255H212ZM3 257L4 256H2V254H0V264H10V262H12L13 260L11 259H5V260H3ZM12 257V256H11ZM21 257V259H18V261H21L19 264H29V261H28V258H25V257H22V256H20ZM45 257H46V254H45ZM62 257V256H61ZM63 257H65V256H63ZM91 257V258H92ZM97 257H98V255H97ZM156 257H158V256H156ZM172 257H173V255H172ZM194 257V256H193ZM201 257V256H200ZM86 258V257H85ZM88 258V257H87ZM95 258V257H94ZM93 258V259H94ZM184 258V257H183ZM188 258H190V257H188ZM196 258V257H195ZM198 258V257H197ZM196 258V259H197ZM204 258V257H203ZM46 259V258H45ZM60 259V258H59ZM172 259V258H171ZM175 259H176V257H175ZM201 259V258H200ZM214 259V258H213ZM47 260V259H46ZM100 260V259H99ZM98 260V261H99ZM115 260V259H114ZM155 260V259H154ZM169 260V259H168ZM177 260V259H176ZM182 260V259H181ZM186 260V259H185ZM199 260V259H198ZM202 260V259H201ZM66 261H67V259H66ZM187 261V260H186ZM193 261V263H194V260H192ZM200 261V260H199ZM210 261H212L211 259H210ZM210 261H209V263H210ZM14 262V261H13ZM48 262H51V261H47V264H48ZM93 262H95L94 260H93ZM108 262V261H107ZM189 262V261H188ZM15 263H17V262H15ZM32 264L34 263V262H31ZM36 263H38V261L36 262ZM41 263V262H40ZM64 263H66V262H64ZM75 263H77V262H75ZM142 263L143 264H146L144 261H142ZM169 263H170V261H169ZM208 263V264H209ZM35 264V263H34ZM43 264V263H42ZM45 264V263H44ZM73 264V263H72ZM85 264V263H84ZM86 264H87V261H86ZM137 264H141L140 263V257L138 256V262H137ZM164 264V263H163ZM171 264V263H170ZM187 264V263H186ZM194 264H198L197 262L196 263H194ZM207 264V263H206Z\"/></svg>",
	"mask_w": 264,
	"mask_h": 264
}]
</instances>
